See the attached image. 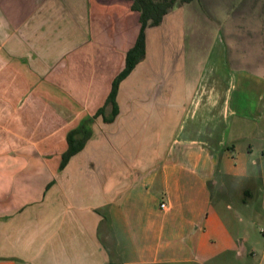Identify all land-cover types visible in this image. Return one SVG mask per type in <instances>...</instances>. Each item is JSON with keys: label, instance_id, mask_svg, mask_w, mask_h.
Returning <instances> with one entry per match:
<instances>
[{"label": "crops", "instance_id": "crops-1", "mask_svg": "<svg viewBox=\"0 0 264 264\" xmlns=\"http://www.w3.org/2000/svg\"><path fill=\"white\" fill-rule=\"evenodd\" d=\"M186 3L146 28L110 119L140 28L131 1L0 0V264H239L242 249L264 264L213 195L218 173H264V0L221 16L215 38ZM243 190L264 207V181Z\"/></svg>", "mask_w": 264, "mask_h": 264}, {"label": "rangeland", "instance_id": "rangeland-1", "mask_svg": "<svg viewBox=\"0 0 264 264\" xmlns=\"http://www.w3.org/2000/svg\"><path fill=\"white\" fill-rule=\"evenodd\" d=\"M178 1L179 0H176L175 2ZM248 1L249 0H192L189 3L183 5L182 11L184 12V19L186 23H195L198 28L202 27L204 29L205 27L202 33H205L206 37L215 38V36H213L212 34L214 33L213 28L215 27L216 21H218L221 16H230L235 10L246 5ZM115 19H111L112 24H114V22L116 21ZM106 21H108V19ZM124 21L125 17L123 16V22ZM133 29L134 27L132 28V26H130L128 32H132ZM107 111V116H109V108ZM126 111V114L128 116V109ZM96 131L97 133L103 134L105 132L104 128L100 125H96ZM245 142L246 141L244 140L235 142L236 147H231V153L233 152L235 156L236 154H240V152L245 153ZM255 169V172H251V174L243 177H239L237 175L235 176L234 174L218 173L219 177H221L225 181L226 186L222 190H219L217 186H215L213 195L215 202L216 200L220 199L225 204H230L232 206L231 209L225 210V213L226 211H228L229 215L233 214L236 218L235 224L239 236L245 235L248 238L249 243L254 242L255 247L260 250L264 246V219L262 214V209H264V207H261L257 204V202L260 200L257 191L253 192V196L256 200L252 201L249 199V203H251V205L243 204V198H245L243 189L246 187H256L259 182L264 181V173H259L260 167H256ZM255 192L256 194H254ZM239 218L243 219V221H239ZM164 240L165 238L163 239V241ZM246 246L247 245H245L244 247ZM245 250L246 249H244L243 251L242 249L241 254L233 251L232 255L229 256L231 258V261H233V263L239 264H242L244 261L245 264H251L250 258L246 259V261L248 260L247 263L244 260V257L246 256L244 254ZM218 257L219 258H216L214 262L218 261L217 259H220V256Z\"/></svg>", "mask_w": 264, "mask_h": 264}, {"label": "trees", "instance_id": "trees-1", "mask_svg": "<svg viewBox=\"0 0 264 264\" xmlns=\"http://www.w3.org/2000/svg\"><path fill=\"white\" fill-rule=\"evenodd\" d=\"M131 1V7L133 10L139 13L140 28L134 45L126 52L125 63L123 69L114 77L111 82L110 91L106 98L105 104L111 106V117L112 119L118 111L116 95L118 90L119 82L126 77L129 72L134 68L145 54V30L149 26L158 25L163 16L172 10L174 7L179 6L183 3L190 2L192 0H129ZM103 107L99 108L96 114H102ZM91 118L83 119L78 127H75L67 133L68 147L62 155L60 167H62L68 158L80 150L84 145L85 141L91 134L90 129ZM81 134L79 138L75 136Z\"/></svg>", "mask_w": 264, "mask_h": 264}, {"label": "built area", "instance_id": "built-area-1", "mask_svg": "<svg viewBox=\"0 0 264 264\" xmlns=\"http://www.w3.org/2000/svg\"><path fill=\"white\" fill-rule=\"evenodd\" d=\"M160 208H161V209H166V204H165L164 202H161V203H160Z\"/></svg>", "mask_w": 264, "mask_h": 264}]
</instances>
